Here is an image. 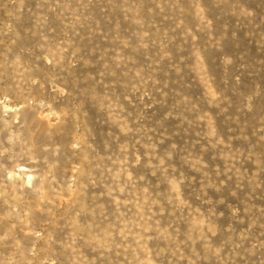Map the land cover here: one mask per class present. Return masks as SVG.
I'll list each match as a JSON object with an SVG mask.
<instances>
[{
  "label": "rangeland",
  "instance_id": "rangeland-1",
  "mask_svg": "<svg viewBox=\"0 0 264 264\" xmlns=\"http://www.w3.org/2000/svg\"><path fill=\"white\" fill-rule=\"evenodd\" d=\"M0 264H264V0H0Z\"/></svg>",
  "mask_w": 264,
  "mask_h": 264
}]
</instances>
